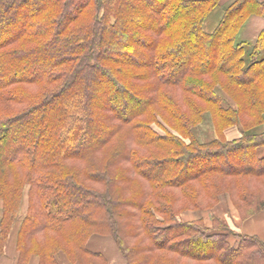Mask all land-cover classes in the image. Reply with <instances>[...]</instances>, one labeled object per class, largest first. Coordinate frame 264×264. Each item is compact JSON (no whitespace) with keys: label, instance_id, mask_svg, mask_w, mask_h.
Listing matches in <instances>:
<instances>
[{"label":"trees","instance_id":"trees-1","mask_svg":"<svg viewBox=\"0 0 264 264\" xmlns=\"http://www.w3.org/2000/svg\"><path fill=\"white\" fill-rule=\"evenodd\" d=\"M219 1L0 0V255L17 224L16 264L84 262L93 233L127 264H264L259 236L178 217L221 194L264 209V132L194 133L208 111L220 132L264 120V31L236 40L264 5L208 32Z\"/></svg>","mask_w":264,"mask_h":264},{"label":"crops","instance_id":"crops-1","mask_svg":"<svg viewBox=\"0 0 264 264\" xmlns=\"http://www.w3.org/2000/svg\"><path fill=\"white\" fill-rule=\"evenodd\" d=\"M235 0H220L219 4L210 12L208 17L206 18L204 22V28L206 31L211 32L213 31L218 23L220 22L225 9L233 3ZM259 2H262L264 5V0H258ZM261 31H264V15L262 13L254 12L250 14L244 24L240 27V29L237 32V37L236 40L238 42H250L254 43L256 39L258 38L259 34ZM259 59H264V47L258 57ZM217 91L220 95H222L224 98H226L228 101H230L229 96L226 94V92L221 88L218 87ZM264 115V114H263ZM249 132V133H263L264 132V120L246 130L242 123H236L234 125H231L230 127H227L224 129L223 132H220L217 130L213 116L211 112H206L204 114V118L202 122H200L194 129V133L196 137L201 141V142H207L212 139H233L239 137L243 131ZM258 154L260 156L264 155V145L260 146L258 148ZM222 206V212H224V215H222L221 219L229 224L230 226L234 227V230L239 231L241 234H250V235H257L259 236L262 240H264V209L260 210L259 212L255 213L254 215L243 219L239 209L236 207V205L229 199L226 198L225 196H222L220 198L219 203L216 205V208ZM203 216L202 212L199 211H192L189 215V217L184 218L185 220H193L196 218H200ZM233 217L234 221V226L229 222L231 218ZM205 223L207 226H212V221L211 218L208 219L207 217L205 218ZM17 232V230H16ZM12 238V236L10 237ZM14 244V252L15 255L11 258H7L5 262V255H0V264H15L16 259L14 257H17L16 253V237L14 240L11 242L9 241L7 243V247L11 252V249L13 248ZM88 249L97 254L96 256L93 257V262L87 263V264H127L126 259L120 252L116 241L112 236L109 235H94L91 236V238L88 240L87 243ZM8 253V252H6ZM10 254V253H9ZM61 255V264H80L79 262H73L71 261L64 253ZM58 255V258L60 256ZM60 259V258H59ZM29 264H38V256L34 255L31 258V261Z\"/></svg>","mask_w":264,"mask_h":264},{"label":"rangeland","instance_id":"rangeland-1","mask_svg":"<svg viewBox=\"0 0 264 264\" xmlns=\"http://www.w3.org/2000/svg\"><path fill=\"white\" fill-rule=\"evenodd\" d=\"M226 101L227 102H232V100L230 99V101H228L227 99H226ZM158 130H160V131H162L161 130V128H159V126L158 125H154ZM222 196H225L226 198H229L230 199V197H229V195H227V194H221L220 195V198L222 197ZM231 200V199H230ZM219 201H220V199H219ZM27 207H28V203H27V201L24 203V206H23V211H22V214L26 211V209H27ZM216 207V206H215ZM215 207H213L212 209H209V210H199V209H186V210H183L179 215H178V217H179V219L180 220H184L185 221V219L184 218H187V217H189V215H190V213L192 212V211H199V212H202L203 213V216L202 217H200V218H202L203 220H204V222H205V218L207 217L208 219H210L211 218V221H212V225H213V217L214 216H217V217H219L220 219L222 218L221 216L222 215H224V212H222L223 210H222V206H220V207H218V208H216V209H214ZM1 212H2V201L0 200V216H1ZM259 212V211H258ZM21 214V215H22ZM21 215H20V217H19V219H18V221H20V218H21ZM231 218L232 219H230L229 220V222L234 226V221H231V220H233V217L231 216ZM206 224V223H205ZM232 227V226H231ZM233 229H234V227H232ZM16 230H17V224L15 225V227H14V230L12 231V233H11V236H12V238H10L9 239V241H13L14 240V238L15 237H17V233L18 232H16ZM99 235L100 233H93L91 236H94V235ZM101 235H107V234H101ZM10 236V237H11ZM91 236L88 238V240L91 238ZM109 236H111V235H109ZM232 241H234V236H231V238H230ZM8 241V242H9ZM87 243H88V241H87ZM14 244H13V248L11 249V252H10V250L8 249V247L6 246V251H5V257H4V259H5V262L8 260L7 258H11L10 256H14L15 255V253H12V252H14ZM6 252H8V253H6ZM10 253V254H9ZM16 253H17V256H18V250H17V247H16ZM60 253H63V252H59L58 253V255L60 254ZM65 254V253H64ZM61 255H63V254H60V256H59V260L61 261V263H62V260H61ZM66 255V254H65ZM37 256V255H36ZM67 256V255H66ZM68 257V256H67ZM89 257V256H88ZM85 258V261L83 262H79L80 264H87L88 263V260L89 259H91L89 262H93V257L92 258ZM17 257L15 256L14 257V259H16ZM69 258V257H68ZM7 259V260H6ZM70 259V258H69ZM16 264V263H15Z\"/></svg>","mask_w":264,"mask_h":264}]
</instances>
